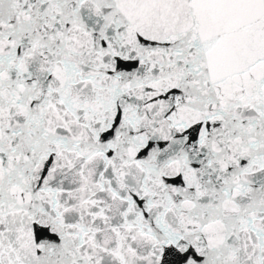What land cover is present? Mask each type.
I'll return each mask as SVG.
<instances>
[{"label": "snow or ice", "instance_id": "obj_1", "mask_svg": "<svg viewBox=\"0 0 264 264\" xmlns=\"http://www.w3.org/2000/svg\"><path fill=\"white\" fill-rule=\"evenodd\" d=\"M0 264H264V0H0Z\"/></svg>", "mask_w": 264, "mask_h": 264}]
</instances>
